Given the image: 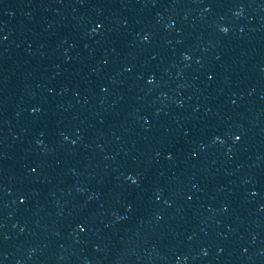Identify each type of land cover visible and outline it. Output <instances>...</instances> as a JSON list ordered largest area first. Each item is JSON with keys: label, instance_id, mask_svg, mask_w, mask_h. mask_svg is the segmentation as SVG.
<instances>
[{"label": "water", "instance_id": "1", "mask_svg": "<svg viewBox=\"0 0 264 264\" xmlns=\"http://www.w3.org/2000/svg\"><path fill=\"white\" fill-rule=\"evenodd\" d=\"M0 264H264V0H0Z\"/></svg>", "mask_w": 264, "mask_h": 264}]
</instances>
